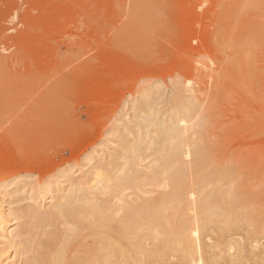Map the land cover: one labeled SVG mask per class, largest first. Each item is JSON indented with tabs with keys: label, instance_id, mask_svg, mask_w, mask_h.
Instances as JSON below:
<instances>
[{
	"label": "rangeland",
	"instance_id": "obj_1",
	"mask_svg": "<svg viewBox=\"0 0 264 264\" xmlns=\"http://www.w3.org/2000/svg\"><path fill=\"white\" fill-rule=\"evenodd\" d=\"M262 24L264 0H0V205L14 212L10 229L25 223L31 193L40 201L39 187L79 176L90 156L106 159L148 106L168 109L156 87L202 107L213 165L238 164L261 192ZM24 245L19 264L32 251Z\"/></svg>",
	"mask_w": 264,
	"mask_h": 264
},
{
	"label": "bare ground",
	"instance_id": "obj_2",
	"mask_svg": "<svg viewBox=\"0 0 264 264\" xmlns=\"http://www.w3.org/2000/svg\"><path fill=\"white\" fill-rule=\"evenodd\" d=\"M153 90L168 109L148 106L141 123L125 124L126 134L106 159L92 162L90 156L79 176L39 187L40 201L31 193L22 226L10 229L14 212L0 205L6 264H19L16 247L24 243L32 246L23 250L24 264H264V188L251 191L243 179L249 173L236 163L213 165L202 107ZM254 174L263 185L264 164Z\"/></svg>",
	"mask_w": 264,
	"mask_h": 264
}]
</instances>
